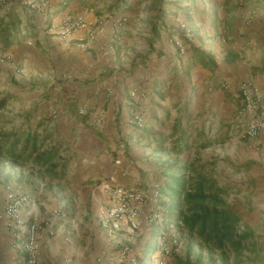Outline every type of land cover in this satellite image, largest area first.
Returning a JSON list of instances; mask_svg holds the SVG:
<instances>
[{"label": "crops", "instance_id": "crops-1", "mask_svg": "<svg viewBox=\"0 0 264 264\" xmlns=\"http://www.w3.org/2000/svg\"><path fill=\"white\" fill-rule=\"evenodd\" d=\"M50 1L47 23L33 6L0 1V264L20 263L33 222L43 225L40 264L109 263L126 244L139 264H157L160 229L148 215L169 203L161 189L180 134L214 151L229 138V163H239L238 102L222 84L254 78L264 88V0ZM67 13L103 25L89 48L83 29L61 35ZM181 22L193 31L184 54L170 42ZM107 180L147 194L135 232L104 220ZM10 193L29 197L16 218Z\"/></svg>", "mask_w": 264, "mask_h": 264}, {"label": "built area", "instance_id": "built-area-1", "mask_svg": "<svg viewBox=\"0 0 264 264\" xmlns=\"http://www.w3.org/2000/svg\"><path fill=\"white\" fill-rule=\"evenodd\" d=\"M4 5L21 3L26 6H33L39 9L42 19L45 23L51 20L52 3L50 0H0ZM126 19L119 17L115 24L117 27H124ZM77 29L86 31V38L80 45L83 48H89L96 38L103 32V25L100 22L90 23L83 16L67 13L63 16L59 31L61 35L68 36ZM193 31L186 22H181L178 26L176 36L171 38L170 42L176 47L181 54L187 52L192 45ZM223 89L232 92V97L238 102L237 120L239 121L240 130L236 138L238 140L252 142L260 135L264 134V88L254 78H247L238 84L223 83ZM136 91L132 95H136ZM82 115L86 114L85 108L80 110ZM93 121L100 123L103 118L100 114L92 115ZM146 119L142 113H137L131 118V124L136 128H142ZM104 192L107 194L109 201L102 209L104 220L114 222L115 224L122 219L129 222L130 228L135 232L139 228L138 216L142 207L147 203V194L133 186L119 185L114 180H107L102 184ZM160 192L155 188L153 199H158ZM29 203L27 195L10 193L8 195L7 213L11 218H16L20 207ZM148 221L152 226L160 229L157 236L156 246L158 256L157 264H173V259L181 252V235L174 226L166 224V218L163 208L157 205L148 215ZM28 237L22 246V259L19 264H40V233L43 231V225L39 222H33L28 226ZM102 260V259H100ZM104 261V260H103ZM101 264H139L138 257L132 255L125 246L117 258L109 263Z\"/></svg>", "mask_w": 264, "mask_h": 264}, {"label": "rangeland", "instance_id": "rangeland-1", "mask_svg": "<svg viewBox=\"0 0 264 264\" xmlns=\"http://www.w3.org/2000/svg\"><path fill=\"white\" fill-rule=\"evenodd\" d=\"M259 137L252 142L237 139L238 153L235 158L239 162L237 165L229 163L228 155H226V148L233 145V140L226 138L228 140L220 142L221 149L214 151L198 149V143L191 139V135L186 137L188 144L195 143L190 150H186L189 157L187 162L189 174L194 175L196 170H200L201 174L207 178H213L216 175L219 185L228 191L227 202L240 211L243 226L251 227L255 239H249L246 250L237 254L230 250L218 251L201 247L196 238L192 239L190 245L187 237L181 236V252L174 257L173 264H264V136ZM241 144H245L253 151L242 150ZM172 156H177L178 159L174 158V161L172 159L170 164H180L182 162L180 156L184 157L185 153L173 151ZM244 158H246L245 161L240 163ZM204 163L208 164L203 166ZM229 166L234 167L237 172H244V175L231 178L227 171ZM246 184L247 186L244 187ZM243 189L247 190L245 194L241 193ZM127 247L131 251V247L129 245Z\"/></svg>", "mask_w": 264, "mask_h": 264}, {"label": "trees", "instance_id": "trees-1", "mask_svg": "<svg viewBox=\"0 0 264 264\" xmlns=\"http://www.w3.org/2000/svg\"><path fill=\"white\" fill-rule=\"evenodd\" d=\"M18 141L16 139L14 143ZM195 143L188 144L186 134L182 132L174 142V151L184 152ZM211 144L204 141L198 144V149H205ZM8 153L11 154V151ZM2 154L4 150L0 147ZM166 172L169 176L161 190L163 199L169 201L162 204L167 225L176 227L181 236L187 237L190 245L196 238L201 247L209 249L230 250L237 254L246 250L249 239H255L254 232L250 226H243L242 214L227 202L225 187L219 185L216 179L203 176L200 170L190 175L187 162L174 163L166 168Z\"/></svg>", "mask_w": 264, "mask_h": 264}]
</instances>
